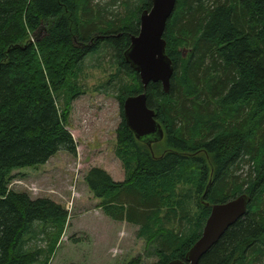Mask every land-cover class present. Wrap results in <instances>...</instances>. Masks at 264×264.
<instances>
[{
	"label": "trees",
	"instance_id": "1",
	"mask_svg": "<svg viewBox=\"0 0 264 264\" xmlns=\"http://www.w3.org/2000/svg\"><path fill=\"white\" fill-rule=\"evenodd\" d=\"M94 1L0 0V264H49L61 240L68 212L9 182L59 152L76 156L66 123L83 63L99 52L116 67L107 84L120 106L115 156L125 176L88 172L104 214L138 226L155 264L185 262L211 207L246 195V214L198 264H264V0H176L163 34L168 93L159 83L143 90L123 57L151 0L107 21ZM140 93L164 132L150 149L123 117L126 98Z\"/></svg>",
	"mask_w": 264,
	"mask_h": 264
},
{
	"label": "rangeland",
	"instance_id": "2",
	"mask_svg": "<svg viewBox=\"0 0 264 264\" xmlns=\"http://www.w3.org/2000/svg\"><path fill=\"white\" fill-rule=\"evenodd\" d=\"M136 1L95 0L93 6L102 9L107 21L126 15ZM181 50L186 57L188 49ZM115 72L113 59L107 53L99 52L83 63L78 81L82 93L72 101L66 123L76 144V156L59 152L43 166L11 174L9 190L27 194L32 200L49 199L68 212L63 235L49 264H128L138 257L140 264L158 261L154 248L138 237L139 227L107 217L85 181L92 168L102 169L114 182L125 179L115 156L120 106L114 97L115 82L107 84ZM165 150L163 142L156 144L151 155L159 156Z\"/></svg>",
	"mask_w": 264,
	"mask_h": 264
},
{
	"label": "water",
	"instance_id": "3",
	"mask_svg": "<svg viewBox=\"0 0 264 264\" xmlns=\"http://www.w3.org/2000/svg\"><path fill=\"white\" fill-rule=\"evenodd\" d=\"M175 1L151 0L150 10L140 15L138 35L131 38L123 55L125 62L138 74L143 90L149 83H159L164 93H168L173 65L166 55L163 34ZM123 117L135 139L149 149L163 139L164 132L155 119V112L147 106L145 93L126 98ZM249 202L248 196L241 195L225 204L213 205L199 240L185 255V262L174 260L168 264H198L224 233L246 214Z\"/></svg>",
	"mask_w": 264,
	"mask_h": 264
},
{
	"label": "bare ground",
	"instance_id": "4",
	"mask_svg": "<svg viewBox=\"0 0 264 264\" xmlns=\"http://www.w3.org/2000/svg\"><path fill=\"white\" fill-rule=\"evenodd\" d=\"M235 200V199H234Z\"/></svg>",
	"mask_w": 264,
	"mask_h": 264
}]
</instances>
